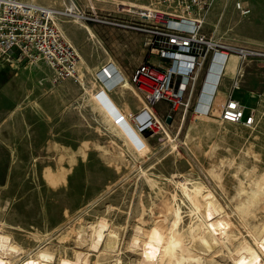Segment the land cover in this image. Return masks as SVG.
<instances>
[{"label": "rangeland", "instance_id": "374dc122", "mask_svg": "<svg viewBox=\"0 0 264 264\" xmlns=\"http://www.w3.org/2000/svg\"><path fill=\"white\" fill-rule=\"evenodd\" d=\"M39 1L63 11L61 0ZM84 2L94 3L102 15L113 8L108 0ZM238 2L250 13L243 15ZM60 20L66 32L85 34L90 59L106 55L99 52L102 45L128 64V44L141 42L131 31L91 23L93 39L80 20ZM205 32L222 43L264 54V0H217ZM83 61L79 81L83 79L86 91L78 79L55 81L43 61L0 66V235L20 249L11 264H43L35 260L42 252L51 254L54 264L76 263L79 257L78 264H143L142 246L135 241L141 237L156 251L154 264H176L162 253L168 221L162 226L157 221L166 208L181 211L174 232L182 241L178 254L190 253L200 264H232L231 255L242 241L259 251L255 239H264V114L252 127L197 116L198 84L186 115L172 114L168 124L171 112L161 102L154 111L162 128L141 133L108 93L113 80L104 81L103 72L92 68L95 64ZM247 62L250 69L260 64L257 73L264 76V57ZM138 65L128 71L130 76ZM120 88L116 94L127 108L141 104L131 86ZM175 181L189 189L200 186L214 197L222 254L201 250L191 228L200 232L204 206L199 207L195 193L186 197ZM102 220L104 241L93 248L92 225Z\"/></svg>", "mask_w": 264, "mask_h": 264}, {"label": "built area", "instance_id": "2783aa9c", "mask_svg": "<svg viewBox=\"0 0 264 264\" xmlns=\"http://www.w3.org/2000/svg\"><path fill=\"white\" fill-rule=\"evenodd\" d=\"M216 1L108 0L113 9L102 15L92 5L81 9L73 1L60 11L36 0H0V66L43 61L52 69L55 81L77 79L76 68L82 58L65 37L60 18L78 16L84 25L103 24L141 34L143 47L157 58L156 63H141L130 78L145 99L143 110L129 115L139 132L162 128L160 116L154 111L161 102L168 104L169 117L181 111L186 115L198 84L193 114L209 117L228 59L232 55L240 58V77L249 58L264 57L255 50L217 41L205 32ZM237 9L243 15L250 13L242 2L237 3ZM118 75L114 71L105 81ZM239 87L240 79L236 78L218 119L252 127V112L247 114L246 107L233 97V90Z\"/></svg>", "mask_w": 264, "mask_h": 264}, {"label": "bare ground", "instance_id": "6f19581e", "mask_svg": "<svg viewBox=\"0 0 264 264\" xmlns=\"http://www.w3.org/2000/svg\"><path fill=\"white\" fill-rule=\"evenodd\" d=\"M74 18L77 19V20H79V17L78 16H74ZM88 31H89V34L91 35V37H93L94 36V32L92 31V29L90 27H88ZM82 62L84 63V61L82 60L79 63V65L77 66V68H76L77 75H78V77H77L78 81L80 79L79 68H80ZM102 72H103V76L105 78H108V74H110V73H112L114 71H110L106 67V68H104L102 70ZM79 83L82 86L85 87V91H86L87 90V87H86L83 79H81V81H79ZM121 84H122L121 86H123V88L126 87V89L127 88H130V86H131L128 81L127 82H123ZM218 104L220 105V98L218 99ZM126 117L130 121V116L129 115H126ZM130 122L133 125L132 121H130ZM123 131H124V134L123 135L127 139H130V134L128 132H126L125 129H123ZM119 136H121V134ZM139 136L142 137V134L139 133ZM176 185L181 189V191L183 192V194L186 197H188V198L189 197L191 198V193H195L198 196V197L197 196L196 197L199 198L198 200L201 202V205L200 206L199 205H196V206H199V207L204 206V212L201 214L202 219H199V223L197 225V226L200 227V229H199L200 232L195 234V227L196 226H192V228H191V234L194 237L196 235L197 240L199 241V244H201V246H202L201 247V250H203L204 252H210V254L213 255V256L222 254L223 253V247H222V245L220 243V240L218 239V236H219L218 233H219V231H217V226H216V221H215L217 215L219 214V209L217 208V206L215 204L214 197L212 195H210L209 193H204L203 192V188L200 187V186H195L192 189H189L186 186V184H181L179 182H176ZM165 210H166V213L164 215L160 216L159 219H158V221H157L158 224L161 225V226H162V224H165L168 221L166 223L167 224V227H165L167 229V239L165 241L164 248H162V249H164V251L162 252L165 255L164 258L166 260L171 261V262L174 261V263H176V264H183L185 261H189V260H193V261L198 262L200 264L199 258L196 259V257H193L192 255H190V253H189V256L188 257L184 256L183 253H179L178 254V251L177 250H178V248L180 249L182 247V245H181V242L182 241L179 238L176 237V235H175L174 232H175V230H176V228H177V226H178V224H179V222L181 220V211H180V208L175 209L174 211H172L170 208H166ZM197 210L200 211V208L197 207ZM201 212H202V209H201ZM195 213H196V211H195ZM164 226H166V225H164ZM92 228H93V235H94V237H93V244L90 245V246H93V248H97L100 245V243L102 241H104V235H105L104 234L105 233L104 232V229L106 228L105 221L102 220L96 226H93L92 225ZM139 231H141L142 234L143 233H145V234L148 233L147 231H145L143 229H139ZM165 233H166V231H165ZM162 237H163V235H162ZM235 237L236 236H231L230 239H234ZM160 238H161V236H160ZM259 239H261V238H259ZM259 239L256 238L255 239V242L257 243V245L259 247V251H262L264 253V239H263V242L259 241ZM135 241L140 242L139 245L142 246V249H143V264H154V263H156V262H154V259H155V256H156V251L154 252L150 247L147 246L146 243H148V242L146 241V243H145L144 237H141V239H139V240L138 239H135ZM109 242L111 243V241H109ZM83 243H84L83 241L80 242V244H83ZM259 251L257 249H255L252 245H250L248 243V241H242L241 243H239L238 247L234 250V252L232 251L233 252L232 255H231L232 264H264V256H263V253H260ZM19 252H20V249H18L17 246L12 245L11 242L9 241V238L8 237L1 236L0 235V264H11V262H13V261L15 263V261H17L16 259H18L17 256H19ZM181 252H182V250H181ZM198 252H201V251H198ZM158 254L159 253H157V257H158ZM4 256H8L6 258L9 259V260H5V257ZM207 257H209V255H207ZM53 259L54 258H53V256L51 254L42 252V253H40L37 256V258L35 260L38 261L39 263H43V264H54L55 263V260H53ZM79 259H80V257H79ZM79 259H78V261L76 263H72V262H68L67 260H63L61 262V264H78ZM19 264H21V263H19ZM84 264H88V260L85 261Z\"/></svg>", "mask_w": 264, "mask_h": 264}, {"label": "crops", "instance_id": "0c3cea01", "mask_svg": "<svg viewBox=\"0 0 264 264\" xmlns=\"http://www.w3.org/2000/svg\"><path fill=\"white\" fill-rule=\"evenodd\" d=\"M70 1H73L76 4V6L78 8H81V9H84L85 7H87L89 5L90 6L92 5L93 7L95 6L94 3H87L86 2V4H85L84 0H81V3H79V4L76 2L78 0H61L62 10H65V8L70 4ZM37 3H39L40 5H43L45 7L54 8L50 5L41 4L39 0H37ZM54 9H56V8H54ZM61 28H62V31H63L65 37L74 45V47L79 52L82 60L85 59L87 61V63L89 62L91 64H95L94 67L91 66L92 68L96 69L97 71L98 70L102 71L104 68L107 67V69H109L110 71H116V73L119 74L117 77H114V79H113V83H112L113 87L110 89H108V88L107 89H108V93L110 94V96L112 97L114 102L125 112V114L135 115V114L140 113L143 110V108L145 107V99H144V97H141V93H139L137 91V89L135 88V86L132 84V82L130 80L132 75L130 76L128 71H132L131 69L137 63V61L139 62V65L141 63H144V62H148V63H156L157 62V58L149 55L147 50L143 47V36L141 34L133 32L134 34H136L140 37L141 42L138 45L134 44V43L128 44V46H129L128 53H130V55L129 56L126 55L127 56L126 59L128 58V60H127L128 64H126V62L119 59L117 56H115V54H109L108 50L106 48H104V46H102V45H100V48H99L100 51L99 52L105 53L106 55L100 56L98 59L96 57L94 58V56H92V58L90 59V57L88 56L89 55L88 46H86V43H85V41H86L85 34L78 32V31H76L75 33H74V31L68 32V28H67V32H66L62 23H61ZM86 29H88V27H86ZM87 32H89V31H87ZM94 35H95V33H94ZM69 36L74 39L75 43L72 40V38H70ZM89 37H91L90 34H89ZM93 39H96V35ZM97 44L99 45V44H101V42L98 40ZM133 51H135L137 53L140 52V55L138 56V58L133 56ZM106 56H107V58H106ZM130 57H132V58L130 59ZM240 64H241V60L237 55H232L228 59V62L226 63L223 74H222V78L220 80L219 87L217 89L215 101L213 102V111H212L211 116L212 117H214V116L218 117V114H219V111H220L222 105L226 102L228 96L230 95V93L232 91V87H233V83H234L235 79L239 78L240 79V87H239V89L233 90V97L235 99H237L242 105H244L246 107L247 114H250L252 112L254 119H255L254 125H256L257 122H259V120L261 119V117L264 114V76L260 75L261 71H259L257 73V67H259L260 64L257 63L256 66L252 65V69L254 68L252 70V69H250V65H249L250 63H248L246 61L244 66H243V74L240 75V77H238L237 72L240 68ZM135 69H134V71H135ZM251 74H252V76H251ZM127 81L131 85V88L129 90H132L135 93V95H137L139 101L141 102V104H137L136 107L132 106V107L127 108V106L121 102L120 97H118V95L116 94V90L121 89L120 88V86L122 85L121 83L127 82ZM214 84H216V82H214ZM104 85H106V84H104ZM210 94H211V96H210V99H211L213 92H211ZM219 98H220V105L218 104ZM97 105H99L100 108L102 107V105L98 102H97ZM128 110H129V112H128ZM110 121L115 125L112 118H110Z\"/></svg>", "mask_w": 264, "mask_h": 264}, {"label": "water", "instance_id": "95a60500", "mask_svg": "<svg viewBox=\"0 0 264 264\" xmlns=\"http://www.w3.org/2000/svg\"><path fill=\"white\" fill-rule=\"evenodd\" d=\"M172 121H173V119H172L171 117H168V119H167V123H168V124H171Z\"/></svg>", "mask_w": 264, "mask_h": 264}]
</instances>
